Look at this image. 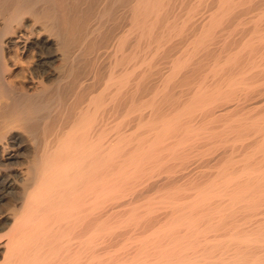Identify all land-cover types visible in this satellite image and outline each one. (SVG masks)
<instances>
[{
  "label": "bare ground",
  "instance_id": "obj_1",
  "mask_svg": "<svg viewBox=\"0 0 264 264\" xmlns=\"http://www.w3.org/2000/svg\"><path fill=\"white\" fill-rule=\"evenodd\" d=\"M0 264H264V0H0Z\"/></svg>",
  "mask_w": 264,
  "mask_h": 264
},
{
  "label": "rangeland",
  "instance_id": "obj_2",
  "mask_svg": "<svg viewBox=\"0 0 264 264\" xmlns=\"http://www.w3.org/2000/svg\"><path fill=\"white\" fill-rule=\"evenodd\" d=\"M7 207V208H6ZM4 208H6V211H8V209H9V206H4Z\"/></svg>",
  "mask_w": 264,
  "mask_h": 264
}]
</instances>
